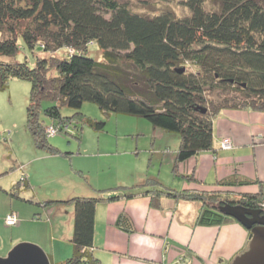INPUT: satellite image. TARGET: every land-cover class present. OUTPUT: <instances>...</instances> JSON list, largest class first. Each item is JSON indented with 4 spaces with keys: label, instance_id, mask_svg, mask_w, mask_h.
<instances>
[{
    "label": "trees",
    "instance_id": "obj_1",
    "mask_svg": "<svg viewBox=\"0 0 264 264\" xmlns=\"http://www.w3.org/2000/svg\"><path fill=\"white\" fill-rule=\"evenodd\" d=\"M180 2L183 14L169 8L141 13L118 0H0V90L10 77L29 81L25 118L33 144L56 153L49 137L57 132L73 130L78 137L82 123L104 129V118L80 111L92 101L104 115L145 117L176 134L170 171L177 174L179 162L212 148L213 120L221 109L264 110V0ZM21 48L34 53L31 63L16 58ZM63 105L72 113L62 114ZM22 177L18 182L25 186ZM93 189L64 198L30 197L45 208L72 205L71 252L50 264H101L93 251L100 200L145 194L152 205L162 196L195 201L194 221L204 225L237 220L223 205L264 213V180L238 172L205 186L174 187L149 175ZM116 223L133 228L124 211Z\"/></svg>",
    "mask_w": 264,
    "mask_h": 264
},
{
    "label": "rangeland",
    "instance_id": "obj_2",
    "mask_svg": "<svg viewBox=\"0 0 264 264\" xmlns=\"http://www.w3.org/2000/svg\"><path fill=\"white\" fill-rule=\"evenodd\" d=\"M118 1L126 2L141 13H153L162 8L172 9L177 14L185 12L180 0ZM33 54L21 48L16 58L31 63ZM29 89L28 80L10 77L7 86L0 90V256L6 255L18 242H30L58 261L71 252L72 205L53 203L45 208L30 197L43 200L64 198L71 193H93V188L127 185L149 175L170 181L171 172L165 173L163 169L169 152L156 151L164 141L160 136L168 131L153 127L145 117L113 111L104 115L94 102L84 101L80 111L104 118V129L95 130L82 123L78 137L72 134L73 130L59 131L49 137L59 150L49 153L33 144L26 126ZM60 109L62 114L72 113L65 105ZM70 127L74 128L72 123ZM170 134L172 145L176 134ZM224 139L223 145H229V140ZM23 175L27 179L25 186L22 181L18 182ZM16 182L18 188L13 187ZM11 211L17 217L13 224L8 223L10 219H4Z\"/></svg>",
    "mask_w": 264,
    "mask_h": 264
},
{
    "label": "crops",
    "instance_id": "obj_3",
    "mask_svg": "<svg viewBox=\"0 0 264 264\" xmlns=\"http://www.w3.org/2000/svg\"><path fill=\"white\" fill-rule=\"evenodd\" d=\"M212 131V148L179 162V174L170 171L177 136L172 145V134L160 136L164 141L156 151L169 152L163 169L173 177L165 182L160 178L162 182L174 187L205 186L233 172L264 180V110L225 107L214 118ZM224 138L229 145H223ZM184 173L195 180H187ZM198 205L168 196L152 205L145 194L100 200L96 203L93 251L101 264H223L246 239L248 229L235 221L197 224ZM122 211L130 217L132 230L116 223ZM46 254L51 263V255Z\"/></svg>",
    "mask_w": 264,
    "mask_h": 264
},
{
    "label": "water",
    "instance_id": "obj_4",
    "mask_svg": "<svg viewBox=\"0 0 264 264\" xmlns=\"http://www.w3.org/2000/svg\"><path fill=\"white\" fill-rule=\"evenodd\" d=\"M220 209L250 230L238 250L223 264H264V213L258 208H246L243 205H223ZM0 264L50 263L47 254L37 244L18 242L10 247L6 255L0 256Z\"/></svg>",
    "mask_w": 264,
    "mask_h": 264
},
{
    "label": "built area",
    "instance_id": "obj_5",
    "mask_svg": "<svg viewBox=\"0 0 264 264\" xmlns=\"http://www.w3.org/2000/svg\"><path fill=\"white\" fill-rule=\"evenodd\" d=\"M225 139H223V141H224ZM10 219V221L8 222V223H14L15 222V220H16V216H15V214L14 213H9V214H7L6 216H5V219Z\"/></svg>",
    "mask_w": 264,
    "mask_h": 264
}]
</instances>
